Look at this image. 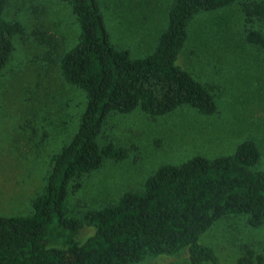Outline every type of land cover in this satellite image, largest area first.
Listing matches in <instances>:
<instances>
[{"label": "trees", "instance_id": "16d2710c", "mask_svg": "<svg viewBox=\"0 0 264 264\" xmlns=\"http://www.w3.org/2000/svg\"><path fill=\"white\" fill-rule=\"evenodd\" d=\"M60 1L69 6L79 28L77 43L69 50L46 24L39 0H0V71L12 58L13 39L22 44L30 39L42 48L46 68L82 91L85 102L77 132L52 157L31 213L0 216V264H137L182 254L185 264H220L215 250L199 243L214 223L244 217L250 228L264 225V171L255 169L260 151L252 141L238 145L230 156H194L179 165H162L138 192H125L112 205L79 219L67 217L64 204L81 187L83 176L105 160L133 156L131 149L116 146L105 134L102 126L110 115L139 110L158 118L182 107L206 117L218 114L214 86L200 84L176 62L194 17L231 7L236 0H172L166 27L152 51L140 58L113 45L98 0ZM239 5L244 27L248 25L244 42L264 52V33L252 28L264 25V1ZM23 10L33 15L29 29L14 17L4 18L9 14L21 21ZM84 227L94 233L76 239ZM254 259L245 249L236 263L264 260L261 255Z\"/></svg>", "mask_w": 264, "mask_h": 264}, {"label": "rangeland", "instance_id": "374dc122", "mask_svg": "<svg viewBox=\"0 0 264 264\" xmlns=\"http://www.w3.org/2000/svg\"><path fill=\"white\" fill-rule=\"evenodd\" d=\"M98 1L113 45L137 58L154 48L172 3ZM245 1L264 0H236L231 7L196 15L188 27V39H192H187L176 62L200 84L214 86L218 114L206 117L182 107L158 118L139 110L110 115L102 126L105 134L116 146L131 149L133 156L105 160L98 170L85 174L81 187L67 196V217L79 219L87 211L112 205L125 192H138L162 165H179L194 156H230L244 141L258 146L260 160L255 169L264 171V52L244 42L248 25L244 27L239 4ZM39 3L45 9L46 24L61 38L63 49L69 50L79 33L69 6L60 0ZM22 12L21 21L9 14L4 18L14 17L29 29L33 15ZM252 28L264 33V25L255 23ZM13 45L12 58L0 71V216L5 217L31 213L32 201L44 189L52 157L77 132L85 106L82 91L46 68L36 42L28 39L22 44L13 39ZM103 141L98 136L97 143ZM93 233V228L84 227L76 239ZM263 242L264 225L250 228L244 217L221 219L199 237L200 244L215 250L220 264H237L245 249L253 259L264 258ZM185 259V254L160 256L137 264H185Z\"/></svg>", "mask_w": 264, "mask_h": 264}]
</instances>
